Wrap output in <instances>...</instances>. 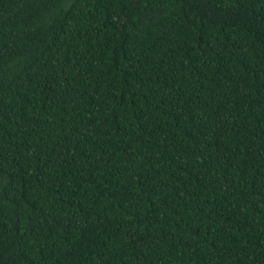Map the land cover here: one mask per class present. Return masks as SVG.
Wrapping results in <instances>:
<instances>
[{
	"label": "trees",
	"instance_id": "1",
	"mask_svg": "<svg viewBox=\"0 0 264 264\" xmlns=\"http://www.w3.org/2000/svg\"><path fill=\"white\" fill-rule=\"evenodd\" d=\"M0 264H264V0H0Z\"/></svg>",
	"mask_w": 264,
	"mask_h": 264
}]
</instances>
